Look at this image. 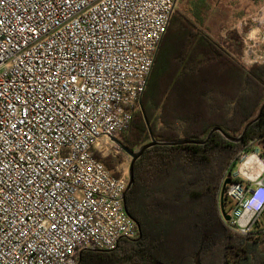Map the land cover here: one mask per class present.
<instances>
[{
  "label": "built area",
  "instance_id": "built-area-1",
  "mask_svg": "<svg viewBox=\"0 0 264 264\" xmlns=\"http://www.w3.org/2000/svg\"><path fill=\"white\" fill-rule=\"evenodd\" d=\"M175 0H0V264H77L140 230L126 209V153ZM242 62L264 64V8ZM226 193L249 234L264 213V155L243 152Z\"/></svg>",
  "mask_w": 264,
  "mask_h": 264
},
{
  "label": "trees",
  "instance_id": "trees-1",
  "mask_svg": "<svg viewBox=\"0 0 264 264\" xmlns=\"http://www.w3.org/2000/svg\"><path fill=\"white\" fill-rule=\"evenodd\" d=\"M263 105L264 64L246 66L175 7L139 110L118 140L130 151L153 140L198 143L147 149L125 201L140 236L112 251L84 250L77 264H264V223L244 235L221 210L223 184L241 154L260 148L264 155V110L240 142L211 134L220 128L239 138ZM97 158L121 176L112 158ZM224 207L228 214L235 207L227 193Z\"/></svg>",
  "mask_w": 264,
  "mask_h": 264
},
{
  "label": "crops",
  "instance_id": "crops-1",
  "mask_svg": "<svg viewBox=\"0 0 264 264\" xmlns=\"http://www.w3.org/2000/svg\"><path fill=\"white\" fill-rule=\"evenodd\" d=\"M261 8H264V0H229L223 17L215 22L206 21L203 26L215 40L231 46L234 55L242 61L245 37L258 33L252 30Z\"/></svg>",
  "mask_w": 264,
  "mask_h": 264
},
{
  "label": "rangeland",
  "instance_id": "rangeland-1",
  "mask_svg": "<svg viewBox=\"0 0 264 264\" xmlns=\"http://www.w3.org/2000/svg\"><path fill=\"white\" fill-rule=\"evenodd\" d=\"M226 3H229V0H177L176 7L178 11L193 19L205 30L204 22H215L217 18L223 17ZM137 108L138 106L135 108L134 117L139 110ZM104 158H112L114 160L116 164L115 172L120 173L121 176L129 172L131 157L127 153L120 155L109 154ZM239 166L240 159L232 168V174L236 173ZM259 221L264 223V213L259 218Z\"/></svg>",
  "mask_w": 264,
  "mask_h": 264
},
{
  "label": "water",
  "instance_id": "water-1",
  "mask_svg": "<svg viewBox=\"0 0 264 264\" xmlns=\"http://www.w3.org/2000/svg\"><path fill=\"white\" fill-rule=\"evenodd\" d=\"M175 3H177V0H175ZM264 110V105L263 107L261 108L260 110V113L258 115V117L253 120L250 124H248L243 132V134L239 137V138H233L231 136H229L228 134H226L225 132H223L220 128H214L212 131H211V134L218 131V132H222V134L224 135V137L230 141H234V142H240L242 139H243V136L245 135L247 129L249 128V126L251 124H253L255 121H257L260 117H261V114ZM210 134V135H211ZM209 135V137H210ZM208 137V139H209ZM207 139V140H208ZM117 143H119L123 149L125 150V152L131 157V162H130V167H129V182H128V187H127V190H126V193L124 195V201H126V195H127V192L129 191V189L132 187L133 183H134V164L135 162L143 155V153L149 149L150 147H153L154 145H157V144H168V145H172V146H175V145H185V144H194V143H198V142H195V141H192V140H178V141H173V142H158L156 140H153L151 143H148L146 145H144L142 148H140L138 151H130L128 149H126L118 139L115 140ZM204 143V142H203ZM232 179L231 178H227L223 184V187H222V192H221V210H222V214H223V217L224 219L227 221V222H230L231 220V215L228 214L225 210V207H224V200H225V194H226V190L228 188V186L232 183Z\"/></svg>",
  "mask_w": 264,
  "mask_h": 264
}]
</instances>
